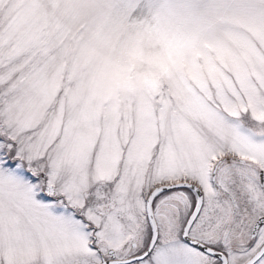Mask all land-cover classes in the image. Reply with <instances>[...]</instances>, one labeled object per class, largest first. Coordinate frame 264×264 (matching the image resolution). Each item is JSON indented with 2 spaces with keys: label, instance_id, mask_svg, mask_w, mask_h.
I'll list each match as a JSON object with an SVG mask.
<instances>
[{
  "label": "snow or ice",
  "instance_id": "obj_1",
  "mask_svg": "<svg viewBox=\"0 0 264 264\" xmlns=\"http://www.w3.org/2000/svg\"><path fill=\"white\" fill-rule=\"evenodd\" d=\"M0 264H264V0H0Z\"/></svg>",
  "mask_w": 264,
  "mask_h": 264
}]
</instances>
